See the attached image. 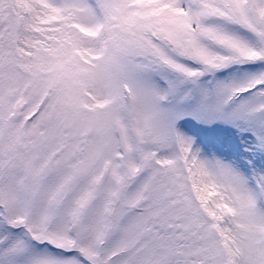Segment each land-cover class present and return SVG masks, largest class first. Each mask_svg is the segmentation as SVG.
I'll list each match as a JSON object with an SVG mask.
<instances>
[{
  "label": "snow or ice",
  "instance_id": "snow-or-ice-1",
  "mask_svg": "<svg viewBox=\"0 0 264 264\" xmlns=\"http://www.w3.org/2000/svg\"><path fill=\"white\" fill-rule=\"evenodd\" d=\"M0 264H264V0H0Z\"/></svg>",
  "mask_w": 264,
  "mask_h": 264
}]
</instances>
